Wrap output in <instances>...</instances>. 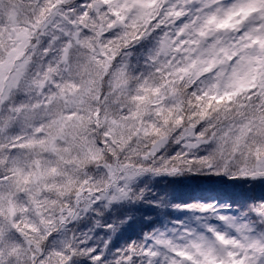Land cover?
I'll list each match as a JSON object with an SVG mask.
<instances>
[{
    "label": "snow or ice",
    "instance_id": "snow-or-ice-1",
    "mask_svg": "<svg viewBox=\"0 0 264 264\" xmlns=\"http://www.w3.org/2000/svg\"><path fill=\"white\" fill-rule=\"evenodd\" d=\"M0 264H264V0H0Z\"/></svg>",
    "mask_w": 264,
    "mask_h": 264
},
{
    "label": "trees",
    "instance_id": "trees-1",
    "mask_svg": "<svg viewBox=\"0 0 264 264\" xmlns=\"http://www.w3.org/2000/svg\"><path fill=\"white\" fill-rule=\"evenodd\" d=\"M202 186L205 188H211V187H219L220 185L216 184L215 182L212 181H204L202 182ZM140 230V223L139 221L134 224L126 233H125V238L127 236H134L138 231Z\"/></svg>",
    "mask_w": 264,
    "mask_h": 264
}]
</instances>
